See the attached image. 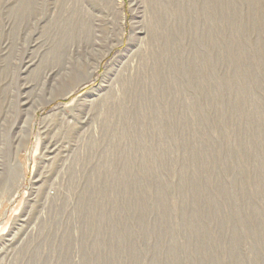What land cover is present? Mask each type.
Listing matches in <instances>:
<instances>
[{
    "label": "rangeland",
    "instance_id": "obj_1",
    "mask_svg": "<svg viewBox=\"0 0 264 264\" xmlns=\"http://www.w3.org/2000/svg\"><path fill=\"white\" fill-rule=\"evenodd\" d=\"M0 264H264V0H0Z\"/></svg>",
    "mask_w": 264,
    "mask_h": 264
}]
</instances>
